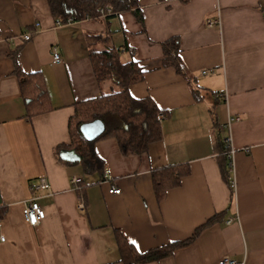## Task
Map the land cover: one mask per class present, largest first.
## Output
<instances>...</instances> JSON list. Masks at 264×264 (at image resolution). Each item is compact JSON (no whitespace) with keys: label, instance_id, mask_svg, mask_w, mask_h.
I'll return each instance as SVG.
<instances>
[{"label":"crops","instance_id":"obj_1","mask_svg":"<svg viewBox=\"0 0 264 264\" xmlns=\"http://www.w3.org/2000/svg\"><path fill=\"white\" fill-rule=\"evenodd\" d=\"M139 4L143 22L123 11L57 25L48 0H0V264H124L116 230L144 252L187 239L216 213L219 220L190 244L145 264H218L224 255L264 264V0ZM174 37L187 76L164 64L162 42ZM109 46L145 70L131 94L153 98L167 113L161 139L143 154L123 153L112 137L97 142L102 179L61 162L55 148L70 142L75 104L110 90L90 58V50ZM16 49L19 67L42 74L48 90L51 109L31 118L14 73ZM215 122L235 149L233 198L217 161ZM174 165L188 172L159 201L153 170ZM43 175L51 189L32 190ZM74 175L83 178L79 190ZM32 197L46 212L36 226L23 214L22 202Z\"/></svg>","mask_w":264,"mask_h":264},{"label":"trees","instance_id":"obj_2","mask_svg":"<svg viewBox=\"0 0 264 264\" xmlns=\"http://www.w3.org/2000/svg\"><path fill=\"white\" fill-rule=\"evenodd\" d=\"M51 12L56 19L73 21L84 19H98L100 9L111 8L113 13L104 18L110 19L120 12L132 11L143 22L139 0H48ZM91 38L89 43L91 44ZM100 37L94 36L93 39ZM164 64L172 66L176 71L187 76L186 68L181 56V47L178 37L162 42ZM17 49L11 52L15 62L14 73L19 79L20 90L26 105V117L46 112L51 109L48 90L44 77L40 73H26L17 62ZM122 49L109 46L103 50H90V58L98 82H110L111 88L99 97L77 102L75 113L69 119L70 142L58 145L56 155L63 163L72 161L63 160L62 150H74L80 157L78 161L84 174L104 176V159L98 154L96 144L105 138H115L123 153H145L149 145L162 137L161 120L158 115L165 116L166 110L160 108L151 97H134L130 86L144 78L145 70L136 59L122 60ZM101 119L105 124V131L95 140L88 141L81 132V125L86 122ZM215 129V149L220 172L224 181L232 189V172L230 170L227 152L229 148L225 141L226 135L217 122ZM188 172L186 166H168L153 170L152 179L156 196L162 201L168 190L180 185L182 177ZM4 208H0V218ZM222 213H216L205 224L196 228L194 234L187 239L168 242L144 252L139 251L121 231L116 230V239L124 264H145L171 256L178 248L190 244L200 232L213 224Z\"/></svg>","mask_w":264,"mask_h":264},{"label":"built area","instance_id":"obj_3","mask_svg":"<svg viewBox=\"0 0 264 264\" xmlns=\"http://www.w3.org/2000/svg\"><path fill=\"white\" fill-rule=\"evenodd\" d=\"M112 13H113V11L110 7L106 8V9L102 8V9H100L99 17H105L106 15H109ZM72 21H73V19H68L67 21H62V20L58 19L56 23H57V25H62L64 23H68V22H72ZM217 23H218V20H210V19L208 20V24H210V25L217 24ZM36 26H38V24ZM24 38L26 40H29L31 38V33L30 32L25 33ZM52 56H53V59L55 62L61 61V56H60V53H59L56 46L52 47ZM163 118H164V115L160 113L158 115V119L162 120ZM233 119H235V118H232V120ZM225 141H226L227 146L229 148L227 155L229 158L230 170L232 172L234 169V165H235V163H234L235 149L232 147L230 135L226 137ZM105 173H106V178L111 179V176L108 173L107 169H105ZM82 181H83V178L81 176L74 175L71 179V182H72V185L74 186V189H76V190L81 189L82 183H83ZM232 185H234V180H232ZM31 188H32V190H50L51 185H50L48 177L45 175L38 177L37 181L31 184ZM109 192L114 193V194H120L121 189L116 188L115 186H111L109 188ZM22 203H23L24 217L30 225L36 226L45 218L46 212H45L44 208L41 206V204L36 200L35 197L26 199ZM78 208L81 211H83L85 209V205H84L83 200H80V202L78 204ZM1 239L4 240V237L1 236ZM218 264H245V262L239 261L230 255H224L218 261Z\"/></svg>","mask_w":264,"mask_h":264},{"label":"water","instance_id":"obj_4","mask_svg":"<svg viewBox=\"0 0 264 264\" xmlns=\"http://www.w3.org/2000/svg\"><path fill=\"white\" fill-rule=\"evenodd\" d=\"M81 132L86 140L93 141L105 131V124L101 119H95L81 125ZM62 159L67 161H78L79 155L74 150H62L60 153Z\"/></svg>","mask_w":264,"mask_h":264},{"label":"snow or ice","instance_id":"obj_5","mask_svg":"<svg viewBox=\"0 0 264 264\" xmlns=\"http://www.w3.org/2000/svg\"><path fill=\"white\" fill-rule=\"evenodd\" d=\"M133 243H135V241H133Z\"/></svg>","mask_w":264,"mask_h":264}]
</instances>
